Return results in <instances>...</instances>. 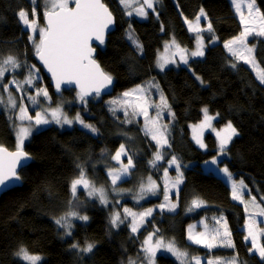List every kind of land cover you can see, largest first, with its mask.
I'll return each mask as SVG.
<instances>
[{
	"label": "trees",
	"instance_id": "obj_1",
	"mask_svg": "<svg viewBox=\"0 0 264 264\" xmlns=\"http://www.w3.org/2000/svg\"><path fill=\"white\" fill-rule=\"evenodd\" d=\"M103 2L115 17L116 25L106 44L97 48L96 60L105 72L112 75L114 93L106 98H86L88 103L85 106L79 102L74 90L55 95L49 80L36 64L33 44L16 16L19 8L30 9L28 0H0V57L11 54L21 61L26 60L29 65L35 64L43 75L54 106H62L73 117L79 112L86 122L98 129L94 135L80 126L60 129L53 125L32 135L24 148L32 157L31 164L20 172V185L0 197V264H21L13 255L21 245L30 253L41 255V264H127L130 257L137 259L138 255L143 256L141 242L147 232L154 229H159V235L166 241L174 239L179 248L190 254L204 256L208 254L206 249L188 241V226L205 220V217L209 218L205 222L211 226L210 218L220 215L227 218L235 249L217 248L211 255L231 258L238 254L240 264H264L257 254L248 251L250 243L244 240L247 219L244 206L231 199L230 185L222 177L203 168L205 162L218 155L216 139L209 134L206 137L209 149L201 150L193 141L190 130L191 125L199 124L203 119L201 109L204 107L213 115L219 113L216 124L220 128L231 121L239 135L219 165L227 166L234 178L243 179L258 198L264 197V85L243 62L237 61V67H231L233 58L223 47L224 42L242 31L231 1L160 0L156 5L159 17L151 13L147 21L125 15L119 0ZM256 4L264 13V0H256ZM200 8L207 13L214 36L218 39L212 43L210 34L205 33L203 57L190 60L188 65L178 63L176 67L159 72L158 56L166 41L174 37L189 52L194 49L195 39L186 26L185 17L194 20ZM40 23H43V17ZM129 24L143 45L142 54L125 37ZM253 42L257 43L256 60L264 68V37L255 38ZM19 76L22 78L23 72ZM196 76L204 83L201 84ZM150 79L159 84L175 113L172 121L168 118L171 147H166L165 151L168 154L166 160L175 155L183 171L184 182L178 195L177 211H156L135 236L127 222L113 228L109 222L111 212L80 189L77 193L80 203L74 201L73 205L89 220L73 221V236L65 237L54 218L69 208L70 182L79 171L77 164L87 169L88 177L96 185L109 187L108 170L117 167L110 157L120 144H124L135 166L119 186L137 190L149 176L161 182L166 163L155 168L149 163L158 147L144 135L143 119L124 123V115L119 112L113 115L109 110L111 106L107 104L111 97ZM31 90L28 94L34 95ZM158 96L153 90V97ZM27 102L30 113L40 110L32 107L29 100ZM0 145L10 150H14L16 145L13 124L2 108ZM171 173L175 175L173 170ZM194 197L205 201L207 207L188 213L186 207ZM155 203L151 201L144 208ZM73 238L82 246L85 240L94 242L93 252L77 253L71 249ZM261 243H264V238ZM137 262L140 263L139 260ZM156 264H179V261L160 254Z\"/></svg>",
	"mask_w": 264,
	"mask_h": 264
},
{
	"label": "snow or ice",
	"instance_id": "obj_2",
	"mask_svg": "<svg viewBox=\"0 0 264 264\" xmlns=\"http://www.w3.org/2000/svg\"><path fill=\"white\" fill-rule=\"evenodd\" d=\"M28 2L30 9L21 7L16 12L17 22L22 29L28 32V40L33 44L34 55L51 74L56 91L60 92L61 86L64 84H75L79 88L78 100L85 106L88 103L86 97L99 98L101 92L108 89L113 82L112 75L105 72L94 58L96 47L93 46V42H96V46L105 43L106 32L116 22L108 6L103 0H28ZM158 3H160V0H119L125 15L131 17L135 14L143 19L148 18V10H151L157 18L159 17L156 9ZM231 4L239 15L240 23L243 26L242 31L237 36L223 44V47L233 58L231 67L236 68L237 61H243L255 72V77L259 83L264 85V68L260 66L253 55L254 46H249L248 43L249 36L264 37V13L256 6V0H231ZM38 5L42 9L45 21L43 25L39 23ZM202 17L208 21L206 27H201ZM185 22L188 24L189 31L197 34L195 49L189 52L187 48L181 47L174 37L170 42L166 41L165 53L169 49H174V51H172L171 56L161 55L159 57L157 66L161 71L168 64H177V60L174 58L176 56L184 65H188L189 57H203L205 55V45L204 37L200 33L208 32L212 43H215L218 39L214 36L213 25L208 20L207 13L203 8H200L194 20H188L185 17ZM161 30L163 31V27ZM125 37L142 54L143 45L134 35L130 24ZM21 69L23 70L22 78L17 75ZM6 74L11 76L7 82L4 80ZM40 79V70L35 64L29 65L26 60L21 61L11 54L0 57V108L8 113V119L13 122L16 135L15 150H9L7 147L0 145V190L21 180L17 170L32 159L31 155L24 150V144L31 136L35 126L55 123L63 127L64 125L72 126L74 123H78L91 133L98 132V129L93 124L86 122L79 112L74 117L69 118L62 106L44 107V103L50 104L52 98L46 87L37 84ZM196 79L201 84L204 83L199 76H196ZM13 86L15 91L20 93L19 98L13 92ZM33 88L35 94L29 95L28 90ZM153 90L159 94L158 100L153 99ZM4 93H7L6 97ZM41 96L43 101L39 99ZM25 98L31 102L32 107H39L40 109L34 117L28 113L27 106L23 104ZM108 104L111 106L109 110L113 115L118 111L123 112L125 120L122 122L124 123L139 122L137 118L143 117L142 130L144 135L155 141L158 149H163L165 146L171 147L166 134L169 125L160 123V121L163 119L165 111L173 119L175 113L172 112L167 97L159 88V84L154 80H147L124 91L119 98L108 101ZM150 109H153L154 112L150 113ZM201 111L203 119L199 124L191 126L193 140L200 148L206 149L207 145L203 141V134L206 129H211L215 132L219 141V155L226 156L228 145L235 136L239 135V132L231 121H228L222 129L217 130L213 127V120L219 116V113L210 115L207 107L202 108ZM16 121H19V123H16ZM25 121L28 123L25 124ZM122 156L127 157V163L123 162ZM153 156L154 158L149 163L155 168L158 167V161L164 160V154L157 150ZM110 159L120 165L118 168L113 167L108 170V176L111 178V190L119 195L127 190L117 188V182L130 175V169L135 165L124 144H120L119 149L111 155ZM210 163L216 165L218 171L226 177L231 188V199L244 206V211L247 213L244 224L247 234L244 236V240L245 242L250 241L248 251L257 254L260 260L264 261V243H261V238H264V228L260 227L264 220L257 219V217H264V206L257 201L255 196L251 195V189L248 188L243 179L234 178L233 173L227 166H219L220 162L217 158H213ZM166 164L167 167H163L165 178L163 192H157L158 186L149 176L147 183H141L138 193L133 196L136 203L146 199L149 194H161L164 203L158 204L156 207L161 212L165 209L169 212L176 211L179 194L178 186L183 183V172L181 171V163L175 155H172L166 161ZM173 166L177 173L175 178L169 177L168 173V169ZM77 168L79 171L70 182L71 199L69 200V208L63 215L54 218L58 228L63 229L65 237L73 236L75 227L73 221L86 222L89 220L87 215L80 214L73 205L74 201L77 204L80 203L77 195L78 188H82L87 197L98 199L100 204L105 207L110 203L105 188L95 185L88 177L87 169L83 165L77 164ZM172 189L176 190L177 202H174L169 195ZM245 192L248 193V199H245ZM261 201H264V197H261ZM116 203H119V201H116ZM205 207H207L205 201L199 197H194L187 205L186 211L191 213ZM250 207L251 211L249 210ZM121 208L122 212L113 211L111 213L109 222L113 228H118L121 224L127 222L133 234L139 233L140 228L147 222L146 218L151 217L155 211L154 208L134 211L132 208L122 205ZM208 219V217H205V220ZM210 219L212 221L211 226L205 223V220L200 222L203 225V231H196L197 226L194 224L189 225L187 230V239L192 244L206 249L208 254L204 256L190 254L186 249L179 248L174 239L166 241L163 236L159 235L160 230L154 229L147 232L141 242L140 250L143 256L138 255L137 259L130 257L127 264H137V260L140 261V264H156V255L161 249L171 253L179 261V264H240L238 254H234L231 258L211 255L213 249H235V243L226 217L220 215ZM70 248L76 250L77 253L88 254L93 252L95 243L85 240L82 246L73 238ZM13 255L21 261V264H41L43 259L39 254L30 253L23 245L19 246Z\"/></svg>",
	"mask_w": 264,
	"mask_h": 264
},
{
	"label": "rangeland",
	"instance_id": "obj_3",
	"mask_svg": "<svg viewBox=\"0 0 264 264\" xmlns=\"http://www.w3.org/2000/svg\"><path fill=\"white\" fill-rule=\"evenodd\" d=\"M231 1V0H230ZM256 6H257V4H256ZM258 7V6H257ZM233 8H234V6H233ZM259 8V7H258ZM38 10H41V12H39ZM235 10V9H234ZM260 10V9H259ZM246 11V10H245ZM37 12L40 14V13H42V9L39 7V5L37 6ZM151 13H153L151 10H148V18L147 19H143V18H140V17H138V16H136L135 14L133 15V16H131V17H133V18H136V19H138V20H140V21H147L148 19H150V14ZM236 13V12H235ZM236 15H237V17L239 18V15L236 13ZM240 21V20H239ZM39 23H40V16H39ZM186 23V22H185ZM201 27H206V25H207V20H205L203 17L201 18ZM41 24V23H40ZM44 24V18H43V23L41 24V25H43ZM186 26H187V28H188V24L186 23ZM242 28H243V26H242ZM189 30V29H188ZM193 36H194V39H195V37H196V33H194V32H191V31H189ZM205 33H208V32H202V33H200V35H202L203 37H204V45H205V47H206V39H205ZM255 38H261V37H256V36H249L248 37V43H249V46H254V49H255V51H254V56H255V59H256V48H257V43L255 44V42H253V40L255 39ZM176 40V39H175ZM171 41V40H170ZM170 41H168V42H170ZM176 42H177V40H176ZM178 43V42H177ZM195 46H196V40H195ZM194 49H195V47H194ZM193 49V50H194ZM172 51H174V49H169V51L167 52V53H165V44H164V46L162 47V49H161V51H160V53H159V56H158V59H159V57L161 56V55H167V56H171V54H172ZM191 52V51H190ZM228 52V51H227ZM176 60H177V64L178 63H180V64H183V63H181V62H179V57L178 56H176V57H174ZM198 58H201V57H195V58H192V57H189V62H190V60H195V59H198ZM240 62H243V61H240ZM177 64H168L165 68H164V70L163 71H161L160 70V68L157 66V70L159 71V72H164L165 70H168V69H170V68H172V67H176L177 66ZM246 65V64H245ZM181 66H183V65H181ZM246 66H248L249 68H251L249 65H246ZM23 72V70L21 69L18 73H17V75H20L21 73ZM254 72V71H253ZM255 73V72H254ZM40 77H41V79L39 80V81H37V84L39 85V86H41V87H46V83H45V81H44V79H43V75H42V73L40 72ZM11 78V76H10V74H6L5 75V77H4V80H5V82H7L9 79ZM14 91H15V88H14V86H13V88H12ZM31 89H29L28 91H30ZM33 90L35 91V89L33 88L32 90H31V92L34 94L35 92H33ZM164 94V93H163ZM4 95H5V97L7 96V93H4ZM15 95H18V97L20 96V93L19 92H16L15 91ZM50 95V94H49ZM121 95H115V96H113V97H111L109 100H107V104H108V101H110V100H114V99H117V98H119ZM164 96H165V94H164ZM166 97V96H165ZM40 98H42L43 99V97L41 96ZM91 98V97H90ZM153 99L154 100H158L159 99V96L157 97V98H154L153 97ZM52 101L53 100H51V103L50 104H48V103H45L44 104V107H47V108H54V107H56V106H54V104L52 103ZM23 104L25 105V106H27V108H28V113L30 114V115H32L33 117L35 116V114H32V113H30V111H29V103L27 102V98H25L24 100H23ZM109 105V104H108ZM110 106V105H109ZM70 108H72V106H69ZM73 108H77V107H73ZM3 109V108H2ZM64 110V109H63ZM209 110V109H208ZM4 111V110H3ZM64 112L65 113H67V111L66 110H64ZM119 113H122L123 114V112L122 111H118ZM152 112H154V110L153 109H150V113H152ZM68 113H70L69 111H68ZM68 113H67V115H68ZM6 114L8 115V113L6 112ZM209 114L210 115H213L210 111H209ZM124 115V114H123ZM167 115H169L168 114V112L167 111H165L164 112V114H163V120H164V122L166 123V124H168V125H170L169 123H168V118H170V120L172 121V117L171 116H167ZM68 117L69 118H72L73 116L72 115H68ZM137 119H143V117H138ZM217 120H218V117H216V119L215 120H213V127L214 128H216L217 130H220V129H222V128H220L219 126H217V124H216V122H217ZM12 122V121H11ZM143 122V121H142ZM162 120L160 121V123H164ZM16 123H19V121H16ZM25 124H27L28 122L27 121H25L24 122ZM12 124H13V122H12ZM56 126V127H60V129L61 128H63V129H72L74 126H80L81 127V125H79L78 123H74L72 126H68V125H64L63 127H61L60 125H57V124H55V123H50V124H47V125H39V126H35L34 127V129H33V131H32V134H31V136L25 141V144H24V148H25V146H26V144L30 141V139H31V137H32V135L34 134V133H36L37 131H39L40 129H44V128H46V127H48V126ZM196 125V124H195ZM192 126V125H191ZM190 126V130H191V135H193V133H192V127ZM14 129V128H13ZM169 127H168V129H167V132H166V134H167V138H168V133H169ZM14 134H15V131H14ZM94 134V133H93ZM209 134H211V135H213L214 136V138L216 139V141H217V151H218V155L216 156V157H214V158H217L218 159V161L220 162L223 158H226L227 156H228V154L226 155V156H220L219 155V141H218V139L216 138V135H215V132H213L211 129H206L205 131H204V134H203V141H204V143L207 145V148L209 149V146H208V144H207V142H206V137L209 135ZM95 135V134H94ZM15 137H16V135H15ZM149 137V136H148ZM150 138V137H149ZM236 138V136L233 138V140ZM232 140V141H233ZM153 141V140H152ZM194 141V140H193ZM153 142H155V141H153ZM168 142H169V138H168ZM195 142V141H194ZM232 143V142H231ZM230 143V144H231ZM196 144V143H195ZM230 144L228 145V148L230 147ZM197 145V144H196ZM166 147L167 146H165L163 149H158L159 151H161L163 154H164V160L163 161H158L157 162V165H159V164H161V163H166V159H167V156H168V154L166 153V151H165V149H166ZM197 147H199V145H197ZM168 149H169V147H167ZM200 148V147H199ZM206 148V149H207ZM126 149V148H125ZM201 150H205V149H202V148H200ZM14 150H15V148H14ZM213 159V158H212ZM211 159V160H212ZM122 160H123V162L124 163H127V157H124V156H122ZM211 160H209V161H207V162H205L204 164H203V168L205 169V170H207V171H211V172H214L215 174H217L218 176H220V177H222L227 183H228V181H227V179H226V177L220 172V171H218V169H217V166L216 165H212L211 163H210V161ZM116 162V161H115ZM117 163V162H116ZM120 165L119 164H117V168L119 167ZM220 166V165H219ZM166 167H167V164H166ZM174 171L175 172V175H172V173H171V171ZM130 171H131V169H130ZM182 171V170H181ZM183 172V171H182ZM168 173H169V177H171V178H175V176L177 175V173H176V171H175V169H174V166L173 167H171V168H169L168 169ZM130 175H128L126 178H123L121 181H118L117 182V185H116V187L117 188H122V187H120L119 186V183H121L122 181H124L125 179H127L128 177H129ZM155 182H156V184H157V192L158 193H162L163 192V187H164V180H165V178H164V175L161 177V182H158V181H156L154 178H152ZM110 180H111V178H110ZM147 180H148V178H146L145 180H143L141 183H147ZM183 182H184V177H183ZM161 185H160V184ZM229 184V183H228ZM246 184V183H245ZM96 185V184H95ZM141 185V184H140ZM182 185H183V183H181L178 187H179V191H180V189H181V187H182ZM230 185V184H229ZM97 187H100V186H98V185H96ZM104 187V186H103ZM105 188V190L107 191V193H108V199H109V201H110V203H109V205L107 206V207H105L104 205H102L103 207H105L106 209H108L111 213L113 212V211H121L122 212V208H121V205L122 206H126V207H130V208H132L134 211H142V210H144V209H146V208H144V205H146L147 203H149V202H151V201H154V202H156L155 204H153V205H151V206H149V207H147V208H154L155 209V211L153 212V214H152V216L155 214V212L156 211H160L156 206L158 205V204H161V203H164V199H163V195H161V194H157V195H147V198L146 199H144V200H141L139 203H136V201L133 199V196L136 194V193H138V191H139V188L137 189V190H134V189H128V188H122V189H125V190H127V191H125V192H123V193H120L119 195H117V193H115V192H113L112 190H111V184H110V186L109 187H104ZM248 188L250 189V187L248 186ZM80 189H82V188H78V191H80ZM169 195L171 196V199L174 201V202H177V195H176V190L175 189H172L171 191H170V193H169ZM175 195H176V197H175ZM179 195V194H178ZM251 195L252 196H255L256 198H257V201L258 202H260V203H262V206H264V201H261V198H258V196L257 195H254L253 194V192H252V190H251ZM249 198V196H248V193L247 192H245V199H248ZM92 199V198H91ZM96 200H98V199H96ZM99 201V200H98ZM116 201H119V203H116ZM129 201V202H128ZM160 201V202H159ZM235 202H237V203H239L238 201H235ZM100 203V202H99ZM132 203V204H131ZM177 209H178V203H177V208H176V211H177ZM250 211L252 210L251 209V207H250V209H249ZM175 211V212H176ZM161 212V211H160ZM163 212H168V213H174V212H169V211H167V209H165ZM246 215H247V213H246ZM111 216V215H110ZM151 216V217H152ZM151 217H148V218H146L147 219V221L151 218ZM123 218V217H122ZM130 219V218H129ZM257 219L258 220H264V217H257ZM202 221V219L201 220H199V221H197L196 223H194V225H196L197 227H196V231H203V225L200 223ZM147 223V222H146ZM146 223L144 224V226L143 227H141L140 228V230H139V232L145 227V225H146ZM206 223V222H205ZM210 226V225H209ZM260 227H262V228H264V223H261L260 224ZM131 230V229H130ZM246 230V229H245ZM138 234V233H137ZM137 234H133V235H137ZM246 234H247V232H246ZM262 239V238H261ZM189 241V240H188ZM190 242V241H189ZM249 243H250V241H248ZM191 243V242H190ZM192 244V243H191ZM143 254V253H142ZM160 254H165V255H169V256H171V257H174L171 253H168V252H166V251H164L163 249H161L160 251H158L157 252V255H156V258H157V256L158 255H160ZM175 258V257H174ZM176 259V258H175ZM177 260V259H176ZM42 261H43V259H42ZM41 261V262H42ZM137 264H138V262H137ZM140 264V263H139Z\"/></svg>",
	"mask_w": 264,
	"mask_h": 264
},
{
	"label": "water",
	"instance_id": "obj_4",
	"mask_svg": "<svg viewBox=\"0 0 264 264\" xmlns=\"http://www.w3.org/2000/svg\"><path fill=\"white\" fill-rule=\"evenodd\" d=\"M44 23H45V21H44ZM114 28H115V24L112 25V26H110L109 30L106 32V35H105V43H104V44H106L107 39H108V36H109V34L114 30ZM104 44H103V45H104ZM103 45L96 46V42H93V46L96 47V51H95V53H94V58H95V59H96V55H97V48H100V47H102ZM97 62H98V61H97ZM98 63H99V62H98ZM36 64L42 69L44 75H45V76L47 77V79L49 80V82H50V86L52 87L53 92H54L55 95L60 96V95L63 93V91H65V90H66V91L74 90V91H76L77 93L79 92V88H78L75 84H72V85L64 84V85L61 86V91H60V92H57L56 89H55V87H54V81H53V79H52V77H51V74L47 71V69H46V68L44 67V65L38 60L37 57H36ZM100 66H101V65H100ZM101 68H102V67H101ZM114 87H115V81L113 80V82H112V84L109 86V88L103 90V91L101 92L100 96H101V97H105V98H106V97H110V96H112L113 93H114ZM89 97H91V96H89ZM89 97H86V98H89ZM9 150H10V149H9ZM31 162H32V159L29 160V161H27L25 166H23V167H21V168H18V170H17L18 173L20 174V172H21L24 168L28 167V166L31 164ZM18 185H20V181L15 182L14 184H10L9 187L0 190V197H1L5 192H7V191H9V190H11V189H13V188H15V187L18 186Z\"/></svg>",
	"mask_w": 264,
	"mask_h": 264
},
{
	"label": "bare ground",
	"instance_id": "obj_5",
	"mask_svg": "<svg viewBox=\"0 0 264 264\" xmlns=\"http://www.w3.org/2000/svg\"><path fill=\"white\" fill-rule=\"evenodd\" d=\"M40 12V11H39ZM43 17V15H42V13H40V19ZM115 21H116V19H115ZM115 25H116V22H115Z\"/></svg>",
	"mask_w": 264,
	"mask_h": 264
}]
</instances>
